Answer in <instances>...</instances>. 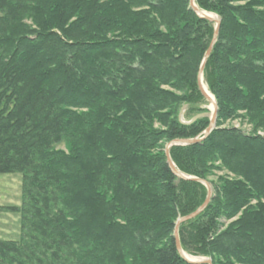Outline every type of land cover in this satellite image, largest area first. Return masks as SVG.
Here are the masks:
<instances>
[{"label": "trees", "instance_id": "1", "mask_svg": "<svg viewBox=\"0 0 264 264\" xmlns=\"http://www.w3.org/2000/svg\"><path fill=\"white\" fill-rule=\"evenodd\" d=\"M0 0V175L22 176L0 264H264V0ZM200 111L192 124L180 109ZM219 165V166H218ZM199 264V263H198ZM205 264V263H201Z\"/></svg>", "mask_w": 264, "mask_h": 264}, {"label": "rangeland", "instance_id": "2", "mask_svg": "<svg viewBox=\"0 0 264 264\" xmlns=\"http://www.w3.org/2000/svg\"><path fill=\"white\" fill-rule=\"evenodd\" d=\"M194 5L196 6V3H194ZM212 14H209L208 17L210 18ZM215 16V15H212ZM217 20H219V18L217 16H215ZM214 19V18H211ZM203 79L204 76L202 75ZM203 86L206 89V86L203 83ZM210 92L207 91V94L210 96L209 94ZM212 95V94H211ZM211 99L213 97V101L211 102L210 100H205L203 103H201L200 105V109L201 111L203 110H207L210 113V121H211V116L214 114L215 112V103L216 100L214 98V96H210ZM217 105V103H216ZM190 107L189 106H184L180 109V119L183 123H190L193 119H195L196 114H199L200 111H195L193 110V112L189 111ZM243 116H245L244 114H240L238 117L232 119V120H228L225 122H222L221 120L218 123V106H217V113H216V121H215V125L212 129V131L214 130H226V129H236L239 131H242L246 134H252L253 133V126L250 125L249 121L244 118ZM211 125V124H210ZM210 127V126H209ZM209 127L202 132L199 136L192 138V139H186V140H205L206 137H208L212 131L207 134V130L209 129ZM208 136H207V135ZM258 135L264 136V132L263 131H258L257 132ZM170 145V144H169ZM166 147V151L168 149V146ZM219 166V165H218ZM175 170L177 173H179V175L182 176H186L184 174H182L181 172H179L176 167ZM226 177H232L226 170H224L222 167H219L218 169H214L211 173V175L209 176V178L207 180H204L211 188L212 193H211V197L213 194V185H217V183H219L220 178H226ZM205 186V185H204ZM206 187V186H205ZM207 189V187H206ZM208 190V189H207ZM209 195V194H208ZM210 197V199H211ZM208 198V197H207ZM210 202V201H209ZM22 204V176L21 175H6V176H2L0 175V205L5 207L8 206H21ZM22 231H21V217L18 214H13L10 212H2L0 213V239L1 240H19L21 237ZM183 251V250H182ZM184 256L186 257V255H188L187 253H185L183 251ZM190 256V255H188ZM192 258L197 259L196 261L202 260V259H206V258H200V257H193L190 256ZM187 258V257H186ZM192 258H189L190 260H194ZM208 260V259H206Z\"/></svg>", "mask_w": 264, "mask_h": 264}, {"label": "water", "instance_id": "3", "mask_svg": "<svg viewBox=\"0 0 264 264\" xmlns=\"http://www.w3.org/2000/svg\"><path fill=\"white\" fill-rule=\"evenodd\" d=\"M195 1H196V0H191V8L193 9V11H194L195 13H197L201 18H203V19H207V20H209V21H211V22H215V23H216L217 26H216V30H215V36H214V41H215V39H216V38L218 37V35H219V30H220L221 22H220V20L215 21V20L210 19V18L206 15L207 13L200 11V10L194 5ZM212 45H213V44H212ZM212 45H211V47L209 48V50L207 51V54H206V57H205V61H206V59H207V58L210 56V54H211ZM205 61H204V63H205ZM204 63H203V65H202V67H201L200 78H199V86H200V89H201V91L203 92L204 96L207 98V100H211V97L207 94V91L203 89V87H202V83H201V77H202V75H203V70H204ZM214 105H215V112H214V114L211 116V125H210L209 129L207 130V134H209V133L212 131V129H213L214 125H215L216 118H217V117H216V113H217V105H216V103H215ZM204 116H207V115L197 116L195 119H193V120H192L190 123H188V124H192V123H194L197 119H199V118H201V117H204ZM207 134H206V135H207ZM207 136H208V135H207ZM199 142H201V140H177V141L173 142L172 144H170V145L168 146V149H167V151H166V155H167V157H168V161H169V163H170L171 168L173 169V171L175 172V174H176L178 177L183 178V179H186V180H194V181H196V182L202 183L203 185H205V186L207 187V189H208V194H209V195H208V198H207V201H206L205 205H203L202 208H200V209H199L197 212H195L194 214H192V215H190V216H187V217L182 218L181 220H179L178 225H177V229H176V233H175V238H176V243H177L178 250H179L180 254L184 257V259L187 260V261L190 262V263H197V264H198V263H199V264H201V263L212 264V261H211V260H206V259H202V260H199V261H190V260H188V259L184 256V254H183V251H182V248H181V245H180V241H179V238H178V227H179V225H180L181 223H183V222H187V221H189V220H191V219H194L199 213H201V212L204 210V208L208 205V203H209V201H210V197H211L212 190H211L210 186H209L205 181H202V180H199V179H194V178L187 177V176L179 175V173H177L176 170H175V165H174L173 162L171 161L170 154H169V149H170L171 147H173V146H188V145H193V144H196V143H199Z\"/></svg>", "mask_w": 264, "mask_h": 264}, {"label": "bare ground", "instance_id": "4", "mask_svg": "<svg viewBox=\"0 0 264 264\" xmlns=\"http://www.w3.org/2000/svg\"><path fill=\"white\" fill-rule=\"evenodd\" d=\"M206 15L208 16L209 13H207ZM212 15H213V14H212ZM212 15L210 16V19H211V18H214V19H212V20L217 21L216 17H215V16H212ZM201 83H202V87H203V89L206 90V91H208L207 87H206V89H205V87L203 86V83H204L203 77H201ZM204 85H205V84H204ZM205 86H206V85H205ZM209 94H210V93H209ZM210 96H212V95L210 94ZM212 99H213V97H212ZM212 99L210 100L211 102L214 100V99H213V100H212ZM213 103H214V101H213ZM186 257H187L188 260H190L189 258H192V257H190V256H188V255H186ZM192 259H194V260H190V261H196V260H197V259H195V258H192Z\"/></svg>", "mask_w": 264, "mask_h": 264}]
</instances>
